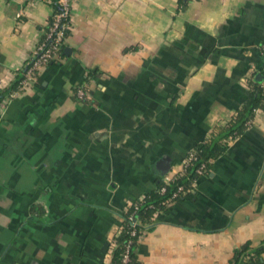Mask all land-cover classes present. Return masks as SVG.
I'll use <instances>...</instances> for the list:
<instances>
[{"label": "crops", "instance_id": "1", "mask_svg": "<svg viewBox=\"0 0 264 264\" xmlns=\"http://www.w3.org/2000/svg\"><path fill=\"white\" fill-rule=\"evenodd\" d=\"M52 14L0 0V90ZM70 25L61 56L0 103V264H112L129 207L264 88V0H74ZM223 144L141 232L140 264H228L264 241V110Z\"/></svg>", "mask_w": 264, "mask_h": 264}, {"label": "trees", "instance_id": "2", "mask_svg": "<svg viewBox=\"0 0 264 264\" xmlns=\"http://www.w3.org/2000/svg\"><path fill=\"white\" fill-rule=\"evenodd\" d=\"M59 0H52L53 14L59 12L61 8L58 5ZM190 0H179L180 4L186 6ZM51 23V21H50ZM61 56V55H60ZM25 73V72H24ZM24 74L19 75L15 85L10 87L6 91L0 90V103L5 100L6 95H11L14 91H18L20 82L23 80ZM259 109L264 110V88L257 87L251 94L248 101L244 104L241 110L238 111L236 117H234L226 126L218 128L217 132L202 146L197 149V161L192 165L185 175L175 176V180L169 183L166 188L167 192L164 195L159 194L160 188L164 182H161L158 189L151 194H148L146 200L141 204L139 201L135 202L123 215L122 230L120 235L116 238V246L113 250L112 264H121L123 256L126 250L127 242L132 239L134 241L130 248V264H140L136 247L143 231L148 227L155 217L157 211L150 208L151 206H160L165 202L172 193L177 189L179 185H187L191 179L196 177L195 170L202 163H210L213 159L221 155L225 146L223 141L230 137L241 135L245 132L248 124L254 119L256 111ZM190 196V195H189ZM136 206L138 209H136ZM165 207L162 206L160 210ZM139 221L137 230L138 235L131 237L128 231V225L130 217L133 216ZM228 264H264V241L259 246H253L250 242H247L234 251L232 258Z\"/></svg>", "mask_w": 264, "mask_h": 264}, {"label": "built area", "instance_id": "3", "mask_svg": "<svg viewBox=\"0 0 264 264\" xmlns=\"http://www.w3.org/2000/svg\"><path fill=\"white\" fill-rule=\"evenodd\" d=\"M52 4V0H48ZM74 0H59L58 5L61 8L59 12H55L52 14L51 23L49 25L48 32L43 42L40 44L38 49L35 51L34 56L31 58L30 63L24 73V78L20 82L18 92H24L27 90L37 79L38 70L50 64L53 60L57 59L63 51V47L69 34L70 30V22H71V12L72 5ZM261 53L264 56V45L261 47ZM76 96L83 100L86 98V92L84 89H78L76 92ZM197 151H192L188 154L187 158L183 163V171L181 175H185L188 170L192 167V165L197 161ZM208 163L202 162L195 170L196 177L191 179L189 184L187 185H179L177 189L172 193L170 198H168L165 202L161 203L160 206H151L150 208L155 209V211L161 212L160 208L162 206L168 207L172 205L176 201L181 200L184 197L191 195L196 187L198 178L204 176L207 169ZM175 178L166 177L163 182V186L159 190L160 195H164L167 192L166 186L173 182ZM166 185V186H165ZM148 196H144L140 198L138 201L142 204ZM136 209L138 207L136 206ZM130 222L128 225V231L131 237H135L138 235V225L139 221L133 216L130 217ZM142 232V231H141ZM134 241L130 239L126 244V250L123 256V260L121 264H130V248L133 245Z\"/></svg>", "mask_w": 264, "mask_h": 264}, {"label": "water", "instance_id": "4", "mask_svg": "<svg viewBox=\"0 0 264 264\" xmlns=\"http://www.w3.org/2000/svg\"><path fill=\"white\" fill-rule=\"evenodd\" d=\"M67 51H69V49H66V50L64 51V53H66Z\"/></svg>", "mask_w": 264, "mask_h": 264}]
</instances>
